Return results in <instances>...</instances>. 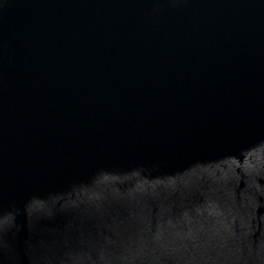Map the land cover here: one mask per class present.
<instances>
[{
  "label": "water",
  "instance_id": "1",
  "mask_svg": "<svg viewBox=\"0 0 264 264\" xmlns=\"http://www.w3.org/2000/svg\"><path fill=\"white\" fill-rule=\"evenodd\" d=\"M0 264H264V0H0Z\"/></svg>",
  "mask_w": 264,
  "mask_h": 264
}]
</instances>
